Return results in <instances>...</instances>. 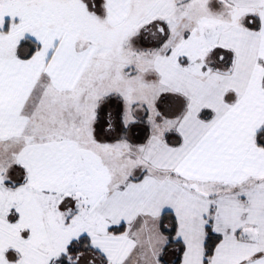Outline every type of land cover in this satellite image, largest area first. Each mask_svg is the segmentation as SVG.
Wrapping results in <instances>:
<instances>
[{"label": "snow or ice", "instance_id": "obj_1", "mask_svg": "<svg viewBox=\"0 0 264 264\" xmlns=\"http://www.w3.org/2000/svg\"><path fill=\"white\" fill-rule=\"evenodd\" d=\"M0 264H264V0H0Z\"/></svg>", "mask_w": 264, "mask_h": 264}]
</instances>
